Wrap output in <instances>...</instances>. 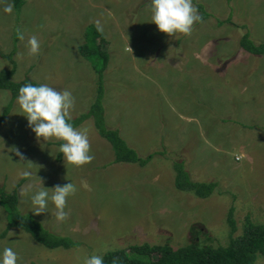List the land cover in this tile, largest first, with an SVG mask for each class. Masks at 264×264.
<instances>
[{
  "label": "rangeland",
  "instance_id": "374dc122",
  "mask_svg": "<svg viewBox=\"0 0 264 264\" xmlns=\"http://www.w3.org/2000/svg\"><path fill=\"white\" fill-rule=\"evenodd\" d=\"M196 1L211 15L184 36L157 29L151 0H25L11 14L3 8L12 0H0V50L10 53L14 36L23 37L14 66L0 57V71L14 68V81L28 77L69 91L70 115L76 117L97 93L96 72L77 48L86 27L98 28L99 22L102 47L110 54L106 125L141 156L164 151L145 166L113 163L110 144L88 119L77 129L87 132L93 159L76 166L59 152L61 140L36 137L15 99L0 123V187L10 192L24 179L17 190L20 211L79 244L48 249L11 228L0 237V251L11 247L18 264H83L93 254L143 243L226 245L230 209L238 227L234 235L245 221L264 224V54L239 46L246 31L264 42V0ZM229 16L231 22L218 23ZM32 37L40 45L35 55L28 47ZM10 99L0 89V117ZM175 160L186 161L192 180L216 183L214 192L202 199L175 188ZM24 171L30 175L22 176ZM69 182L77 191L67 198L66 220L56 219L51 201L46 212L33 213L32 194L44 187L51 194ZM5 227L0 206V233ZM255 264H264V256Z\"/></svg>",
  "mask_w": 264,
  "mask_h": 264
},
{
  "label": "trees",
  "instance_id": "16d2710c",
  "mask_svg": "<svg viewBox=\"0 0 264 264\" xmlns=\"http://www.w3.org/2000/svg\"><path fill=\"white\" fill-rule=\"evenodd\" d=\"M230 1V0H227ZM13 7L19 11L25 0H12ZM203 19L211 14L206 11L205 6L193 0ZM231 22L230 16L226 20L219 21V24ZM240 26L246 25L241 23ZM183 36V35H181ZM20 38L18 32L14 36V47L10 53L5 54L0 50V57L9 59L14 66L13 56L17 51V43ZM84 43L78 46L79 54L88 60L97 75V93L94 102L89 109L76 117H71V123L75 128L85 120L91 119L93 126L100 137L105 139L113 150V163H136L145 166L156 154L164 155V151L149 153L145 156L139 155L134 147L129 146L120 136L119 130L106 125L104 117V74L110 61L109 52L102 47L105 42L103 34L94 24H89L85 29ZM239 46L246 52L260 56L264 54V42H255L250 38L249 31H246L239 39ZM14 68L0 71V89L11 93V99L3 110L0 123L10 110L13 101L16 99L19 88L27 82L39 85V83L24 78L22 81L12 80ZM62 141L58 144L60 145ZM186 161H173L175 172L174 185L180 191H190L198 198L209 197L217 187L214 182L192 180L185 168ZM183 164L185 166H183ZM21 179L15 188L7 192L0 187V206L6 213V227L0 233L4 237L11 228H18L28 233L32 239L48 249L74 248L79 242L69 236L55 234L46 229L42 223L30 213H23L18 207V188L23 183ZM227 223L230 227V236L226 245L212 246L208 244L189 243L177 248L164 244L143 243L132 245L127 249L109 251L103 255L104 264H255L258 256H264V224L245 221L240 235H234L238 227L233 219L232 209L229 210ZM29 264H36L30 262Z\"/></svg>",
  "mask_w": 264,
  "mask_h": 264
},
{
  "label": "clouds",
  "instance_id": "9594fccd",
  "mask_svg": "<svg viewBox=\"0 0 264 264\" xmlns=\"http://www.w3.org/2000/svg\"><path fill=\"white\" fill-rule=\"evenodd\" d=\"M5 13L13 12V4L8 3L3 8ZM151 22L160 32L174 35L176 33L188 36L193 31L195 23H200L202 17L194 6L193 0H151ZM98 30L99 22H97ZM23 39V37H20ZM31 54L39 51V41L32 37L28 40ZM16 103L27 118L28 126L36 137L44 140L55 137L63 141L59 145V152L71 164L80 166L90 162L93 157L90 153V143L86 131L78 130L71 121L70 110L74 105V97L67 91H57L47 84L34 85L24 83L18 90ZM16 155L23 159L19 151ZM30 175L24 171L22 176ZM44 187L31 195V204L36 214L44 213L51 201L55 206V216L59 221L68 217L65 211L67 198L77 191L76 185L69 182L63 186L53 187L51 194ZM19 256L11 248L5 247L0 251V264H18ZM83 264H104L102 255L93 254L86 257Z\"/></svg>",
  "mask_w": 264,
  "mask_h": 264
},
{
  "label": "crops",
  "instance_id": "0c3cea01",
  "mask_svg": "<svg viewBox=\"0 0 264 264\" xmlns=\"http://www.w3.org/2000/svg\"><path fill=\"white\" fill-rule=\"evenodd\" d=\"M13 4V3H12ZM0 31L2 32V29H0ZM93 124V123H92ZM136 146V145H133V147ZM136 148V147H135ZM137 149V148H136Z\"/></svg>",
  "mask_w": 264,
  "mask_h": 264
}]
</instances>
